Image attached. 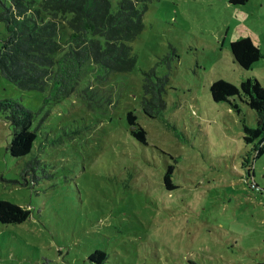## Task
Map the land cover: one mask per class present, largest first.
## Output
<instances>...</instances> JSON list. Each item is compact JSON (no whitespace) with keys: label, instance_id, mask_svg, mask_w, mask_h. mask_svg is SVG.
Wrapping results in <instances>:
<instances>
[{"label":"rangeland","instance_id":"374dc122","mask_svg":"<svg viewBox=\"0 0 264 264\" xmlns=\"http://www.w3.org/2000/svg\"><path fill=\"white\" fill-rule=\"evenodd\" d=\"M109 2L116 10L118 0ZM138 3L147 9L131 42L134 69H89L38 127L36 117L34 183L19 175L29 156L9 154L11 127L0 111V200L30 210L22 223H0V264H91L95 250L105 264H264V154L243 140L255 113L239 101L236 113L208 92L217 79L264 84V0ZM4 35L0 22V44ZM245 37L261 52L249 70L229 51ZM151 68L169 79L165 109L152 119L140 109L143 71ZM90 85L95 100L80 95ZM43 95L0 75V100L37 108ZM128 111L146 144L131 136ZM168 167L171 189L163 182Z\"/></svg>","mask_w":264,"mask_h":264},{"label":"trees","instance_id":"16d2710c","mask_svg":"<svg viewBox=\"0 0 264 264\" xmlns=\"http://www.w3.org/2000/svg\"><path fill=\"white\" fill-rule=\"evenodd\" d=\"M246 1L229 0L232 5ZM0 4V22L5 26L0 44V75L19 89L45 92L37 108L24 106L16 99L0 100V111L11 127L9 154L13 158L29 156L19 175L24 184L34 183L39 178L41 161L31 153L37 127L47 117L49 107L74 95L89 69L102 70L105 75L134 69L137 60L131 42L144 28L147 6L138 0H118L114 11L109 0H0ZM61 34L65 35L64 40ZM229 51L233 62L243 70H249L261 57L260 49L249 37L230 42ZM143 75L140 109L152 119L165 109L163 94L168 74L159 76L151 68ZM208 92L212 101L225 102L236 113L238 101L254 111L255 127L243 125V140L252 149L258 147L256 156L264 154V84L256 78H245L239 86L217 79L209 84ZM80 95L87 100L100 96L91 85L82 89ZM107 103L111 104V100ZM126 122L135 127L131 136L146 144V132L131 111L126 113ZM170 173L168 167L163 176L168 189L173 188ZM29 215L28 208L0 200L1 224H19ZM106 260L107 255L100 250L88 256L91 264H105Z\"/></svg>","mask_w":264,"mask_h":264},{"label":"water","instance_id":"95a60500","mask_svg":"<svg viewBox=\"0 0 264 264\" xmlns=\"http://www.w3.org/2000/svg\"><path fill=\"white\" fill-rule=\"evenodd\" d=\"M131 131H132V127H131Z\"/></svg>","mask_w":264,"mask_h":264}]
</instances>
